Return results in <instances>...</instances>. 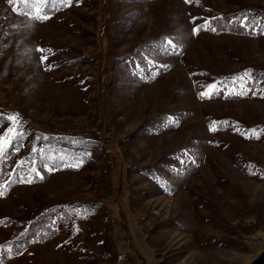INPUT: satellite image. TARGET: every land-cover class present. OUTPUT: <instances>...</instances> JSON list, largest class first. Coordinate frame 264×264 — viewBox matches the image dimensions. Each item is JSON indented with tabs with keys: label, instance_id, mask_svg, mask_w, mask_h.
<instances>
[{
	"label": "rangeland",
	"instance_id": "374dc122",
	"mask_svg": "<svg viewBox=\"0 0 264 264\" xmlns=\"http://www.w3.org/2000/svg\"><path fill=\"white\" fill-rule=\"evenodd\" d=\"M14 1L0 0V134L17 114L24 133L91 148L69 166L22 163L26 147L13 151L0 221L49 207L58 221L54 239L31 242L6 264L258 258L264 19L252 33H216L209 15H264V0H81L46 20ZM5 234L1 226L0 241Z\"/></svg>",
	"mask_w": 264,
	"mask_h": 264
},
{
	"label": "trees",
	"instance_id": "16d2710c",
	"mask_svg": "<svg viewBox=\"0 0 264 264\" xmlns=\"http://www.w3.org/2000/svg\"><path fill=\"white\" fill-rule=\"evenodd\" d=\"M79 1L81 0H47L46 3H37V0H30V2L25 5L22 0H15L11 4H16L15 8L19 9L21 13L34 14L35 8L40 7L48 14L57 13L56 11L61 10L67 4L73 7ZM251 10H242L241 12L230 15L210 14L209 16H215L212 17L209 22L210 31H212L213 27L216 33L226 31H246L252 33L254 29L257 30L259 28V20L264 19V15L260 14L257 10ZM242 19L245 20L244 27L241 26V21L240 23L238 22V20ZM30 132L31 131L23 132L24 137L21 138L19 144L16 145L18 149L21 146L26 147V150L21 153L22 156L25 155V157L22 158V163L34 159L36 163H42V165L52 163L55 166H60L61 164L69 166V162L64 161L72 157L75 151H79L82 155H86L91 148L87 141H82L78 138L46 137L40 133L29 134ZM32 135H34L35 138L29 142L27 137ZM33 148L36 150L33 151ZM87 149L88 151H85ZM13 151V149H9L4 158L0 159V188L6 176V167L12 162ZM232 162L237 164L236 159H232ZM54 211L55 207H49L26 221H19L12 218L0 221V227H3L4 234L5 232L7 233L4 235V239L0 241V264H6L8 261L14 259V257L21 253L31 242H45L54 239L57 233V230L54 228L58 221L55 220L57 213L54 214Z\"/></svg>",
	"mask_w": 264,
	"mask_h": 264
},
{
	"label": "snow or ice",
	"instance_id": "6c2138e0",
	"mask_svg": "<svg viewBox=\"0 0 264 264\" xmlns=\"http://www.w3.org/2000/svg\"><path fill=\"white\" fill-rule=\"evenodd\" d=\"M22 2L25 5H27L30 2V0H22ZM46 2L47 0H37V3H46ZM186 2H188V0H186ZM34 11H35L34 17H32L31 14H29L31 18L38 19V20H46L49 18V16L40 7H36ZM241 26L244 27L245 25L242 24ZM212 31H215V29L213 28ZM38 51H41V50H38ZM46 59L47 57H41V61L46 60ZM244 77H247L249 80L252 78L251 73L249 72H245ZM244 77H239L238 79H244ZM210 87L214 88L215 86L213 85ZM201 95H204V93H202ZM4 119H6L8 123V127L2 134H0V159L4 158V156L6 155L9 149H13L14 151L18 150V148H16V145H18L21 138L24 137V133L20 130L19 116L17 114L9 115ZM252 134L255 135L256 138H259L258 134L256 133V130H252ZM35 150L36 149L33 148V151ZM80 163H82V160L78 161L75 166L78 167ZM48 170L51 171V169H48ZM32 172L35 173L36 176H40V172L37 171L35 168L32 169ZM42 178L43 177H41V179ZM22 182H24L23 179H22ZM26 182L32 183V180L29 179ZM2 195L3 193L0 192V196Z\"/></svg>",
	"mask_w": 264,
	"mask_h": 264
},
{
	"label": "water",
	"instance_id": "95a60500",
	"mask_svg": "<svg viewBox=\"0 0 264 264\" xmlns=\"http://www.w3.org/2000/svg\"><path fill=\"white\" fill-rule=\"evenodd\" d=\"M250 264H264V250L261 252L259 257L252 261Z\"/></svg>",
	"mask_w": 264,
	"mask_h": 264
}]
</instances>
